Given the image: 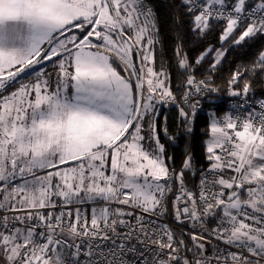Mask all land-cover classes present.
<instances>
[{"label": "snow or ice", "instance_id": "6c2138e0", "mask_svg": "<svg viewBox=\"0 0 264 264\" xmlns=\"http://www.w3.org/2000/svg\"><path fill=\"white\" fill-rule=\"evenodd\" d=\"M177 7L221 47L178 42L174 90L152 0H0V264H264V50L232 71L204 164L176 166L159 124L175 107L192 134L228 46L264 38V0Z\"/></svg>", "mask_w": 264, "mask_h": 264}, {"label": "trees", "instance_id": "16d2710c", "mask_svg": "<svg viewBox=\"0 0 264 264\" xmlns=\"http://www.w3.org/2000/svg\"><path fill=\"white\" fill-rule=\"evenodd\" d=\"M178 0H152V4L157 10L159 39L161 43L157 45V64L163 60L169 67L172 84L175 88L179 87L181 77L178 75L173 49L177 43L182 41L184 50L190 57L198 56L209 46L220 48L221 44L218 39V30L208 35L206 38H196L188 32V25L184 23L177 27V7ZM264 50V38H258L249 41L245 46H228L227 55L223 58L218 70L213 73V86L218 87L220 91L212 94L213 102L208 100L202 101V110L199 111L195 122V127L190 136L179 135V117L175 107H165L161 110L159 124L163 128L165 117L169 134L176 135L175 142H169L163 138L162 142L166 144L170 156L175 158L176 166H179L184 158L186 150H191L193 161L197 165L204 164V143L206 137L204 130L207 127L209 116L215 112L223 115L230 104V98L227 95V81L234 69L241 65H250L258 56V53ZM206 68V65H205ZM199 78V73H198ZM257 95H264V84L256 85ZM218 97V98H217Z\"/></svg>", "mask_w": 264, "mask_h": 264}, {"label": "built area", "instance_id": "2783aa9c", "mask_svg": "<svg viewBox=\"0 0 264 264\" xmlns=\"http://www.w3.org/2000/svg\"><path fill=\"white\" fill-rule=\"evenodd\" d=\"M203 108V107H202ZM202 110V109H201ZM232 109L230 108V104L228 105V107L226 108V111L225 112H227V111H231ZM222 116V115H221Z\"/></svg>", "mask_w": 264, "mask_h": 264}, {"label": "rangeland", "instance_id": "374dc122", "mask_svg": "<svg viewBox=\"0 0 264 264\" xmlns=\"http://www.w3.org/2000/svg\"><path fill=\"white\" fill-rule=\"evenodd\" d=\"M223 60V59H222Z\"/></svg>", "mask_w": 264, "mask_h": 264}]
</instances>
